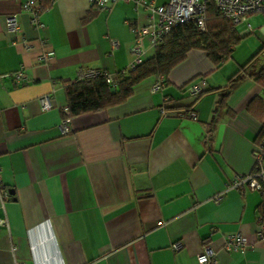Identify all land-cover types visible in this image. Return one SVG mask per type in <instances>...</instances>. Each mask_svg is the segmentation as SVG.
<instances>
[{
  "label": "crops",
  "instance_id": "obj_1",
  "mask_svg": "<svg viewBox=\"0 0 264 264\" xmlns=\"http://www.w3.org/2000/svg\"><path fill=\"white\" fill-rule=\"evenodd\" d=\"M23 1L0 0V185L8 193L0 198V264H199L204 245L215 264H264L260 193L226 189L252 171L264 119L247 105L264 102V90L246 78L221 106L220 90L238 67L229 59L216 67L193 49L163 88L151 92V76L118 105L64 119L65 85L84 68L127 71L130 23L146 24L150 4L168 0H118L107 10L87 0H32L40 29ZM7 16L16 31L6 30ZM142 46L146 60L154 47L147 39ZM48 49L53 56L37 62ZM20 68L23 84L11 76ZM200 79L203 93L188 97L186 88ZM45 93L53 106L41 111ZM187 109L195 119L181 116ZM234 233L249 243L242 253L224 250Z\"/></svg>",
  "mask_w": 264,
  "mask_h": 264
},
{
  "label": "built area",
  "instance_id": "obj_2",
  "mask_svg": "<svg viewBox=\"0 0 264 264\" xmlns=\"http://www.w3.org/2000/svg\"><path fill=\"white\" fill-rule=\"evenodd\" d=\"M91 7H95L100 10H107L109 7L118 0H87ZM128 2L130 0H121ZM146 0H134L136 5L145 3ZM212 2L216 10V14L225 19L231 26L246 21V17L251 14L262 13L264 14V0H168L165 4L159 6H152L150 4V14L148 16V22L143 25H139L136 22L130 23V30L134 35V41L129 52L132 56V62L129 69H133L136 65L142 62V55L144 48L142 46V40L147 39L148 44L155 47L160 40L170 33V31L178 25L190 23L197 31L204 32L206 30V10L207 3ZM22 8L29 12L30 22L36 29L43 27V24L39 20V13L41 8L35 6L32 0H24ZM5 26L8 32H14L17 30V23L13 16L5 17ZM246 26L251 30L250 24L247 22ZM112 47H116L118 42L116 39H110ZM22 47L25 50L30 49V45L26 41L21 42ZM53 56V50H45L36 57L37 62L46 63ZM102 75L105 82L111 86H114V78L112 75L98 69L84 68L79 72L75 81H84L96 78ZM12 78L16 83H25L27 81L23 68L11 73ZM165 85V79L162 76L156 77V80L151 85V92H155ZM204 81L192 83L186 88L187 96L195 99L204 90ZM39 108L41 111H48L52 108V96L50 93H45L38 99ZM67 114V107L63 109ZM160 113L165 114V109L160 108ZM179 114V113H178ZM183 117H189L195 119V112L193 109H189L181 114ZM66 119V118H64ZM252 156H253V168L251 173L244 176H235L226 185V189H236L240 193L245 190L261 192V182L264 181V121H262L259 132L256 135L252 143ZM0 198L2 200L8 198V193L0 185ZM217 199V198H216ZM259 219V216H258ZM257 219V220H258ZM5 220L0 219V225H4ZM262 233L264 228L259 225L257 231V238L262 239ZM249 245L245 236L240 233H234L226 236L224 240V250L243 252ZM173 250H179L180 245L174 243ZM13 250V248H12ZM197 262L199 264H215L216 258L214 251L209 245H204L201 252L197 256ZM15 264H22L16 262Z\"/></svg>",
  "mask_w": 264,
  "mask_h": 264
},
{
  "label": "trees",
  "instance_id": "obj_3",
  "mask_svg": "<svg viewBox=\"0 0 264 264\" xmlns=\"http://www.w3.org/2000/svg\"><path fill=\"white\" fill-rule=\"evenodd\" d=\"M235 42L234 26L219 17L214 4L208 2L204 32L197 31L190 23L176 26L155 45L150 58L142 60L133 69L116 73L113 76L114 86L106 83L102 75L90 80L66 84L64 97L68 112L62 117L68 118L82 113L100 111L124 102L132 94L133 87L137 83L151 76H162L165 79L170 70L181 63L187 52L193 49L205 51L208 59L218 67L231 58ZM262 51H264V46L228 79L227 84L220 90L219 102L221 106L224 105L225 98L230 92L246 78L253 80L264 90V59L256 63ZM202 93L203 91L196 98ZM247 110L256 115L259 120L264 119L262 99H252L247 105ZM260 196L261 200L257 207L259 219L257 221L264 228V181L261 182Z\"/></svg>",
  "mask_w": 264,
  "mask_h": 264
},
{
  "label": "rangeland",
  "instance_id": "obj_4",
  "mask_svg": "<svg viewBox=\"0 0 264 264\" xmlns=\"http://www.w3.org/2000/svg\"><path fill=\"white\" fill-rule=\"evenodd\" d=\"M249 23L251 30L246 26ZM262 28H264V14H251L246 17V21L240 22L234 26L236 42L234 43L233 51L231 52L232 59L229 58L230 65L238 68L244 65L255 53H257L262 46H264V35H262ZM259 60L264 59V51L259 54ZM255 63V64H256ZM238 64H240L238 66ZM250 70V68H248Z\"/></svg>",
  "mask_w": 264,
  "mask_h": 264
},
{
  "label": "water",
  "instance_id": "obj_5",
  "mask_svg": "<svg viewBox=\"0 0 264 264\" xmlns=\"http://www.w3.org/2000/svg\"><path fill=\"white\" fill-rule=\"evenodd\" d=\"M10 194L12 193V192H9Z\"/></svg>",
  "mask_w": 264,
  "mask_h": 264
}]
</instances>
